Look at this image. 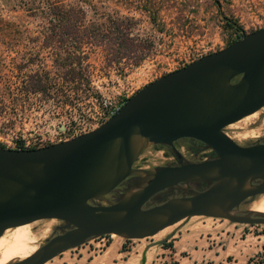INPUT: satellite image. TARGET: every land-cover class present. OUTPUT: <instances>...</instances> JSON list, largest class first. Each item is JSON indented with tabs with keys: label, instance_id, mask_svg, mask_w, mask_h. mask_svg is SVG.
I'll return each instance as SVG.
<instances>
[{
	"label": "water",
	"instance_id": "water-1",
	"mask_svg": "<svg viewBox=\"0 0 264 264\" xmlns=\"http://www.w3.org/2000/svg\"><path fill=\"white\" fill-rule=\"evenodd\" d=\"M262 108L264 27L147 84L90 132L37 149L0 147V238L59 222L8 264H46L105 236L151 238L193 217L264 226V214L240 210L264 194V138L241 146L224 131ZM182 139L211 157L185 160L174 146ZM149 148L176 163L137 166Z\"/></svg>",
	"mask_w": 264,
	"mask_h": 264
},
{
	"label": "rangeland",
	"instance_id": "rangeland-1",
	"mask_svg": "<svg viewBox=\"0 0 264 264\" xmlns=\"http://www.w3.org/2000/svg\"><path fill=\"white\" fill-rule=\"evenodd\" d=\"M52 6L81 9L86 24L127 19L134 24V35L154 42L149 58L124 70L108 68L100 49L89 50L94 67L92 85L101 98L80 104L83 115L72 123L62 116L56 98L42 105L33 100L28 105L11 91L23 75L50 68L52 56L61 52L60 43L48 40ZM226 19L240 30L228 25ZM263 27L264 0H0V147L14 149L21 144L41 148L90 132L111 106L123 104L147 84L226 48L242 33ZM253 115L228 126L225 133L241 146L264 137V108ZM169 156L167 150L149 148L136 165L150 169L164 165ZM58 224L56 220L30 224L31 245L37 249ZM168 236L166 242L175 246L174 253L155 245ZM208 237L215 246L210 252ZM116 242L120 254L109 260L104 253ZM142 252L152 264L169 263L170 255L179 264H264V226L193 217L151 238L127 241L111 235L103 241L92 240L46 264H131L133 259L139 264L136 255Z\"/></svg>",
	"mask_w": 264,
	"mask_h": 264
},
{
	"label": "trees",
	"instance_id": "trees-1",
	"mask_svg": "<svg viewBox=\"0 0 264 264\" xmlns=\"http://www.w3.org/2000/svg\"><path fill=\"white\" fill-rule=\"evenodd\" d=\"M49 13L48 40L60 43L61 52L52 56L50 68L23 75L11 91L28 105L33 100L42 105L44 101L56 98L62 116L72 123L83 115L80 104H84L89 98L98 100L101 98L92 85L94 67L89 62V50L100 49L104 53V61L108 68L118 67L124 70L128 66H140L149 58L154 42L149 38L134 35L132 33L134 24L127 19L109 18L101 23L86 24L82 10L70 6H52ZM226 21L231 27L240 30L234 22L227 19ZM242 34L236 40H239ZM126 101L127 99L124 103ZM14 149L37 148L24 147L20 144ZM161 247L174 253L171 242H165ZM172 257L173 255H170L169 263L153 264H179Z\"/></svg>",
	"mask_w": 264,
	"mask_h": 264
},
{
	"label": "bare ground",
	"instance_id": "bare-ground-1",
	"mask_svg": "<svg viewBox=\"0 0 264 264\" xmlns=\"http://www.w3.org/2000/svg\"><path fill=\"white\" fill-rule=\"evenodd\" d=\"M248 116L247 118L253 117ZM246 118V119H247ZM254 212L264 214V194L260 195L249 207ZM34 241L30 233V225L17 227L8 237L0 238V264L15 259H24L32 254L36 248L31 245Z\"/></svg>",
	"mask_w": 264,
	"mask_h": 264
},
{
	"label": "flooded vegetation",
	"instance_id": "flooded-vegetation-1",
	"mask_svg": "<svg viewBox=\"0 0 264 264\" xmlns=\"http://www.w3.org/2000/svg\"><path fill=\"white\" fill-rule=\"evenodd\" d=\"M262 138H264V137L257 138L253 142L260 141ZM253 142L245 143L244 146L249 145ZM174 146L180 152L182 157L188 161L200 162V161H204L206 159H209L211 157V152L203 150L202 145L196 141H192V140H188V139H182V140L177 141L174 144ZM167 153L170 154L169 150H167ZM186 154H188V156ZM167 163H176V159L170 155L168 158V162H166L165 164H167ZM125 186H127V183L124 184L121 187V189H123ZM244 209H246V207H243L240 210H244Z\"/></svg>",
	"mask_w": 264,
	"mask_h": 264
},
{
	"label": "crops",
	"instance_id": "crops-1",
	"mask_svg": "<svg viewBox=\"0 0 264 264\" xmlns=\"http://www.w3.org/2000/svg\"><path fill=\"white\" fill-rule=\"evenodd\" d=\"M179 231H180V229H179ZM208 239H209V242L208 243L212 245L211 247H208L207 248L208 249V252H210L211 251V248H214L215 246H214L213 242H210V240L212 238L211 237H208ZM224 240H227V239H224ZM118 247H119V244L117 242L110 244L107 247V249H106V251L104 253L105 257H108L109 260L110 259H112V260L113 259H116L117 255L120 254V252L118 251ZM173 248L175 250V246ZM136 256H139V258H138V261H139L138 263L139 264H152V262L149 261V259L147 258V254L146 253L142 252L140 255H136ZM134 262H135V260L133 259L131 261V264H134Z\"/></svg>",
	"mask_w": 264,
	"mask_h": 264
},
{
	"label": "built area",
	"instance_id": "built-area-1",
	"mask_svg": "<svg viewBox=\"0 0 264 264\" xmlns=\"http://www.w3.org/2000/svg\"><path fill=\"white\" fill-rule=\"evenodd\" d=\"M123 104H119V105H114V106H111L109 108V110L107 111V113L104 115V117L102 118V120L98 123V126L105 123L109 118H111L112 116H114L121 108ZM95 240H100V241H103L104 240V237H101V238H98V239H95Z\"/></svg>",
	"mask_w": 264,
	"mask_h": 264
}]
</instances>
